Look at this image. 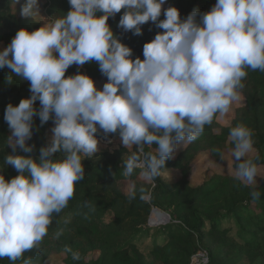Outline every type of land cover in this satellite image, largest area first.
Masks as SVG:
<instances>
[{"label": "clouds", "instance_id": "9594fccd", "mask_svg": "<svg viewBox=\"0 0 264 264\" xmlns=\"http://www.w3.org/2000/svg\"><path fill=\"white\" fill-rule=\"evenodd\" d=\"M166 2L68 0L67 14L44 20L38 30L17 31L0 51V69L30 82L31 93L18 106L8 104L4 114L12 148L4 164L19 175L10 181L0 175V259L32 264L24 254L38 249L54 216L73 198L85 177L82 161L99 151L101 130L106 137L118 133L122 145L132 149L123 162L125 177L139 170L154 181L181 144L197 140L218 115L226 116L243 101L249 69L264 72V0H216L210 11L196 9L183 19L177 8L168 7L161 20ZM121 10L117 27L124 32L140 36L148 22L163 30L143 45V60L132 58L133 50L108 24ZM20 15L39 16L38 0H25ZM91 61L107 78L102 90L85 74L65 76L71 66ZM7 82H13L11 75ZM36 116L41 125L52 120L51 138L38 158L17 155L18 149L34 151L27 141ZM253 135L242 123L229 129L234 166L228 171L243 186H252L250 195L258 200L257 178L264 175L258 157L250 156ZM56 153L60 158H53ZM135 197L133 187L129 199ZM62 233L63 228L56 238ZM64 251L74 261L81 259L70 247Z\"/></svg>", "mask_w": 264, "mask_h": 264}, {"label": "trees", "instance_id": "16d2710c", "mask_svg": "<svg viewBox=\"0 0 264 264\" xmlns=\"http://www.w3.org/2000/svg\"><path fill=\"white\" fill-rule=\"evenodd\" d=\"M24 2L0 0V51L11 43L17 31L25 29L32 32L41 27L34 18L20 15ZM49 2V19L70 10L68 0ZM215 3L216 0H167L162 6L160 19L165 18L163 9L168 7L177 8L183 19L196 9L201 13L210 11ZM122 14L123 10L114 18L110 17L108 24L121 43L133 50L132 58L143 60V45L150 42L148 34L156 35L163 30L148 22L142 26L143 34L140 36L131 31L124 32L117 27ZM77 73L89 76L95 83H107L95 61L82 67L73 65L65 76ZM10 75L11 84L7 82ZM243 82V104L235 110L233 118L226 124H219L215 118L197 140L166 161V169L154 181L145 180L139 175V170L131 177H125L123 162L126 159L123 155L128 158L132 149L122 145L118 133L107 137L103 132L98 133V140L103 138L107 141L101 147L105 152H97L94 157L82 161L85 177L76 184L68 206L54 216L39 247L57 248L68 244L80 249L81 259L74 261L68 253V264H190L191 257L199 250L207 252V264H264V179L257 178V190L261 196L253 200L250 195L252 186H243L227 173H216L223 164L220 153L226 156L233 147L229 129L240 123L252 129L254 152L250 156L258 157L255 162L264 168V72L249 69ZM29 89L30 82L15 76L7 67L0 69V175L9 181L19 173L13 166L4 164V157L12 154L7 141L11 132L4 120L5 109L8 104L18 106L22 99L30 98ZM34 107L39 109V101ZM33 121V136L27 144L35 145L34 151L24 153L18 149L17 155L38 158L39 149L47 144L46 131L54 127L52 120L41 125L40 118L36 116ZM117 142H120L119 146L108 151L110 145ZM154 147L146 146L145 151H152ZM60 156L56 153L53 158ZM199 157L213 167L208 168L201 181L193 186L190 182L192 165ZM126 184L132 186L130 190L135 188L134 199H129L130 190H126ZM152 209L166 212L169 216V221L159 225L155 231L147 225ZM154 222L151 220L150 223ZM61 228L63 233L56 238L55 233ZM145 240H151V243H144L145 249L139 248L138 242ZM81 246L97 249L99 258L85 261L86 252ZM29 257L32 264H44L45 257L33 250L24 254V259ZM0 264L12 262L2 258ZM15 264H23V260Z\"/></svg>", "mask_w": 264, "mask_h": 264}, {"label": "rangeland", "instance_id": "374dc122", "mask_svg": "<svg viewBox=\"0 0 264 264\" xmlns=\"http://www.w3.org/2000/svg\"><path fill=\"white\" fill-rule=\"evenodd\" d=\"M48 3H50L49 0H38V13H39L40 17L39 16L34 17V22L40 24L41 27L43 26V23L45 22L44 20L49 19L48 18L49 15L47 13V10L49 9L50 4H48ZM15 10L16 9L14 8V11ZM154 37H155V34H153V33L148 34V38L150 39V41L152 39H154ZM95 85L98 89L102 90L104 83H95ZM29 96H31L30 92H29ZM242 104H243V101L239 104H234L232 109L230 110V112L226 116L221 117L218 115L216 117V121L219 124L228 123L233 118L235 110L238 109V107H240ZM100 132H102V130ZM51 135H52L51 128H49L46 131L47 142L51 138ZM98 141H99V151L98 152H100V153L105 152V151H103L104 148H101V147L104 145V143H107V141H105L103 138H100ZM119 143L120 142H117L116 144L110 145V147L108 148V151L111 152L114 149H116L119 146L118 145ZM183 149H184V146H183V144H181V146L178 147L175 154H177L178 152H180ZM251 154L252 153H250V155ZM123 158L127 159V155H123ZM225 159L228 161V163H227V161L223 160L222 167L217 168L216 169L217 172L215 171L216 173H227V174H229L228 169H229V167H232L230 155L229 154L226 155ZM212 167L213 166L206 164L200 157L195 159L193 162V165H192V177L190 179L191 184L194 186L198 182H200L202 177H203L204 172H206L208 168H212ZM261 174L264 175V168H262V167H261ZM131 187L132 186L130 184L125 185L126 190H130ZM151 217L153 219V215ZM147 223H148L147 225L150 227V230L155 231V230L159 229V225H157L155 223H150L149 221ZM164 224H166V222ZM229 225L230 224H228L226 227H229ZM146 228H148V227L146 226ZM150 241L151 240H149V241L145 240L144 242H138L140 245L139 248L145 249L144 243H151ZM140 243H143V244H140ZM65 247H70L71 249H76L74 251H78V252L80 250V249L78 250L77 248H73V246L65 244V245H59V247H57V248H53V246H50L48 248L38 247V249H33V251L35 253H39L41 257H45V259L43 260L44 264H68V260H67L68 253H65V251H64ZM81 249H83V251L85 250V252H86L85 253V261L89 262V261H93V260L99 258L100 253L98 252L97 249H86V246H81Z\"/></svg>", "mask_w": 264, "mask_h": 264}, {"label": "built area", "instance_id": "2783aa9c", "mask_svg": "<svg viewBox=\"0 0 264 264\" xmlns=\"http://www.w3.org/2000/svg\"><path fill=\"white\" fill-rule=\"evenodd\" d=\"M152 216V215H151ZM152 220V217H150ZM157 225H164V221L160 220L157 222H154ZM209 262V257L206 251L199 250L191 257L190 264H207Z\"/></svg>", "mask_w": 264, "mask_h": 264}, {"label": "water", "instance_id": "95a60500", "mask_svg": "<svg viewBox=\"0 0 264 264\" xmlns=\"http://www.w3.org/2000/svg\"><path fill=\"white\" fill-rule=\"evenodd\" d=\"M155 213H158V214H162L163 216H164V220L162 219V221H164V222H167V221H169V216L167 215V214H165V213H161L159 210H157V209H152V211H151V215H154ZM151 221V218L149 219V222Z\"/></svg>", "mask_w": 264, "mask_h": 264}, {"label": "bare ground", "instance_id": "6f19581e", "mask_svg": "<svg viewBox=\"0 0 264 264\" xmlns=\"http://www.w3.org/2000/svg\"><path fill=\"white\" fill-rule=\"evenodd\" d=\"M162 216V217H161ZM164 220V216L162 215V214H158V213H155L154 215H153V219L152 220H154L155 222H157V221H160V220ZM151 222V221H150Z\"/></svg>", "mask_w": 264, "mask_h": 264}]
</instances>
